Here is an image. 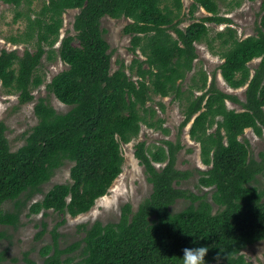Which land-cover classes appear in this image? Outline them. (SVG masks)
I'll use <instances>...</instances> for the list:
<instances>
[{"label": "trees", "instance_id": "1", "mask_svg": "<svg viewBox=\"0 0 264 264\" xmlns=\"http://www.w3.org/2000/svg\"><path fill=\"white\" fill-rule=\"evenodd\" d=\"M2 1L17 8L26 4L31 12L35 0ZM183 6L182 0H43L35 17L27 14L24 31L10 37L15 42H34L36 50L26 49L20 55L0 48V87L19 93L21 103L32 100L33 89L44 81L38 72L44 53H49V59L60 56L68 68L47 87L71 105L67 112H60L41 98L35 105L38 123L16 150L0 118V225L18 226L29 205V215L49 209L72 216L89 211L123 170L122 144L135 138L142 124L168 132L163 119L153 118L156 110L148 105L153 94L187 99L183 125L193 118L190 134L200 141L202 160L209 166L198 170L196 186L200 191L213 187L212 201L207 192L181 187L193 172L176 166L180 142L166 139L153 146L138 142L135 155L152 183L150 195L136 210L130 203L124 205L117 222H94L83 240L67 247L60 246L55 227L52 242L41 249L42 264H181L179 253L193 237L209 246L207 264H252L242 250L264 239V185L259 184L264 165L252 156L249 142L241 135L248 127L259 134L264 128V0L257 33L242 39L231 27L209 37L208 22L230 20L220 15L218 0H194L191 13L202 7L209 15L186 28L180 26ZM69 8L79 9L74 22L77 33L63 38L56 51L52 46ZM23 15L17 10L15 20ZM106 15L132 20L124 31L132 36L131 49H140L146 58L133 59L131 74L123 62L111 72L110 44L101 26ZM215 38L220 40L219 49L212 43ZM203 40L224 58L219 68L224 80L234 88L247 87L244 110L228 108L226 98L237 96L218 88L215 80L209 83L204 71L199 81L193 76L191 87L207 90L197 96L182 90L180 82L198 57L196 43ZM255 58L259 63L252 72L250 62ZM160 105L165 108L164 103ZM68 162H72L71 180L56 183L30 204L43 191V184ZM180 198L190 203L172 210ZM7 201L16 208L4 209ZM215 205L219 210L214 211ZM6 237L0 230V241ZM78 248V256L63 257ZM28 253L27 264H39ZM6 258L7 249L0 250V264Z\"/></svg>", "mask_w": 264, "mask_h": 264}, {"label": "rangeland", "instance_id": "2", "mask_svg": "<svg viewBox=\"0 0 264 264\" xmlns=\"http://www.w3.org/2000/svg\"><path fill=\"white\" fill-rule=\"evenodd\" d=\"M184 3L182 18L180 24L182 28H186L195 19H201L209 13L202 7H199L195 13H191V5L194 0H182ZM220 7V15L228 17L229 21L224 22H208L210 27L209 37L213 38L218 31L227 30L228 27L236 31L239 39L257 33V26L262 14L263 0H218ZM43 0H35L32 5V11L27 9L26 4L20 7H15L14 4L6 3L0 0V48L7 50H16L22 55L26 49L35 51L34 42L10 40L12 36H18L26 28L29 20L27 14L30 13L31 18L36 16V12L41 9ZM17 10H22L24 15L15 20ZM79 13L78 8H69L63 13V25L60 29L58 40L52 46L56 51L60 48L63 38L68 35H75L77 31L74 28L76 15ZM132 21L130 18L121 17L114 18L104 16L101 20V26L104 28L105 37L110 44L109 52L112 54L111 72L117 70L121 63L125 64L126 71L130 73L129 66L133 59H145L140 49L134 52L131 49L132 36L124 31L125 26ZM174 35L175 31L169 29ZM212 40V39H211ZM218 38L213 39L214 46L219 49ZM78 44V40H75ZM49 46H46L48 49ZM196 51L198 57L194 60V67L179 84L182 90L188 94L194 93V96L202 94L205 89H197L191 87L192 78L195 77L199 81L203 71L207 73L208 82L215 80L217 87L221 90L236 95L238 99L226 98V106L230 109L242 111L245 109L246 102V86L234 88L227 83L220 73V64L224 58L219 51H213L207 44L206 40L196 43ZM49 53L45 52L42 57L41 65L38 72L43 75L44 81L42 84L33 89L34 98L26 103L20 102L19 93L11 91L12 89L0 87V118L7 125L6 134L13 150L18 149L25 144L27 136L32 131V128L38 123V116L35 112V105L41 99L45 98L55 107L57 111L67 112L71 105L62 102L54 92L48 89L47 84L60 71L68 68V64L63 61L60 56L55 55L54 59L48 58ZM259 63V58H255L250 62L251 71L254 72ZM135 76V75H134ZM136 79V77H135ZM210 85V84H209ZM165 104L163 109L160 103ZM184 104H187V99H175L174 94L163 96L153 94V99L148 102L155 108L156 113L153 118H161L164 120L163 127L168 129V132L161 128H151L142 124L139 134L128 143L122 144V152L125 157L123 170L121 174L114 180L108 192L98 198L92 208L84 213L72 216L69 213L57 211L55 209L42 210L39 213L29 215V206L25 208L21 214V222L18 226L0 225V230H4L8 237L0 241V250L7 249V258L5 264H27L25 261L26 252L30 258L37 263L42 264L44 255L41 249L44 245L52 242L53 230L56 227L60 234L59 244L61 247H67L69 244L83 240L87 229L96 221L103 223L117 222L121 217L122 207L127 203L132 205L133 210H136L140 203L152 192V183L149 182L145 173L144 166L136 157V144L140 141H146L147 145L162 144L164 140H172L180 142L181 148L177 150L176 166L182 170H191L193 174L186 180H183L181 187L190 189L198 193L207 192V198L212 201L213 187H205L203 191L196 186L200 173L198 170L208 169L201 155L200 141L195 139L190 134V128L193 118L185 125ZM216 125L209 128L210 132L215 130ZM241 139L248 141L252 156L260 164L264 165V128L261 134L257 133L252 127L245 129L241 135ZM164 163H158L157 166H163ZM72 162L66 163L61 168L57 169L53 177L43 184V191L36 194L30 201L42 199L45 192L53 187L56 183L69 182L71 180L70 170ZM261 177V174L259 175ZM264 185V177L259 183ZM190 203L189 199L180 198L172 206L171 209L179 211ZM3 208L14 210L15 203L7 201L3 204ZM219 210V206H214V211ZM44 229V232L41 231ZM81 248L74 252L64 254L79 255ZM252 264H264V239L248 245L242 250Z\"/></svg>", "mask_w": 264, "mask_h": 264}, {"label": "clouds", "instance_id": "3", "mask_svg": "<svg viewBox=\"0 0 264 264\" xmlns=\"http://www.w3.org/2000/svg\"><path fill=\"white\" fill-rule=\"evenodd\" d=\"M198 241L199 239L193 237L188 245L181 249L179 253L181 264H207L205 256L208 253L209 246L202 245Z\"/></svg>", "mask_w": 264, "mask_h": 264}]
</instances>
